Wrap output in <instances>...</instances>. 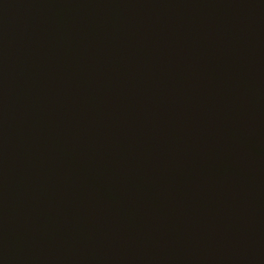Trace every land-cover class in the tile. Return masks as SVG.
Listing matches in <instances>:
<instances>
[{
	"label": "water",
	"instance_id": "obj_1",
	"mask_svg": "<svg viewBox=\"0 0 264 264\" xmlns=\"http://www.w3.org/2000/svg\"><path fill=\"white\" fill-rule=\"evenodd\" d=\"M0 264H264V0H0Z\"/></svg>",
	"mask_w": 264,
	"mask_h": 264
}]
</instances>
